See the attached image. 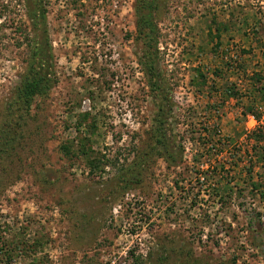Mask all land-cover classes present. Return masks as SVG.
<instances>
[{
  "label": "rangeland",
  "instance_id": "obj_1",
  "mask_svg": "<svg viewBox=\"0 0 264 264\" xmlns=\"http://www.w3.org/2000/svg\"><path fill=\"white\" fill-rule=\"evenodd\" d=\"M0 264H264V0H0Z\"/></svg>",
  "mask_w": 264,
  "mask_h": 264
},
{
  "label": "trees",
  "instance_id": "obj_2",
  "mask_svg": "<svg viewBox=\"0 0 264 264\" xmlns=\"http://www.w3.org/2000/svg\"><path fill=\"white\" fill-rule=\"evenodd\" d=\"M137 25L138 30L141 33L146 34L147 32L152 33L153 23L150 15H145L141 11L137 12ZM149 36V35H147ZM146 36V37H147ZM142 66L145 69V73L150 77V84L154 91L160 90V83L155 75V62L153 61L152 56L148 52L144 54V61L141 62ZM51 80L43 69H31L23 78L22 85L20 87L19 96L25 102L27 106H30L32 101L37 98L46 95L51 89ZM166 107H161L158 110L155 124L156 130L158 133V142L162 146L164 155L166 156L167 161L172 163L181 162L182 155H180L179 160L173 156V151L170 145V138L168 137V114L170 111H166Z\"/></svg>",
  "mask_w": 264,
  "mask_h": 264
}]
</instances>
